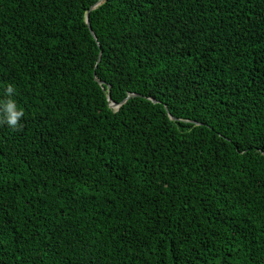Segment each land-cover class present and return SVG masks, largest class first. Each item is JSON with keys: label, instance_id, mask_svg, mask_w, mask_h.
Listing matches in <instances>:
<instances>
[{"label": "trees", "instance_id": "trees-1", "mask_svg": "<svg viewBox=\"0 0 264 264\" xmlns=\"http://www.w3.org/2000/svg\"><path fill=\"white\" fill-rule=\"evenodd\" d=\"M99 1L0 0V264H264V0Z\"/></svg>", "mask_w": 264, "mask_h": 264}, {"label": "clouds", "instance_id": "clouds-1", "mask_svg": "<svg viewBox=\"0 0 264 264\" xmlns=\"http://www.w3.org/2000/svg\"><path fill=\"white\" fill-rule=\"evenodd\" d=\"M0 92V125L7 126L12 130H22L23 121L26 119V111L15 98L18 94L14 83H6Z\"/></svg>", "mask_w": 264, "mask_h": 264}, {"label": "water", "instance_id": "water-1", "mask_svg": "<svg viewBox=\"0 0 264 264\" xmlns=\"http://www.w3.org/2000/svg\"><path fill=\"white\" fill-rule=\"evenodd\" d=\"M102 1H103V0H100L99 3L96 4L95 6H98L100 3H102ZM86 22H87V24H88V26H89L91 32L93 33V31H92V27H91V23H90V18H89L88 15H87V17H86ZM99 61H100V59H99ZM99 82H100V84L103 83V82H101V81H99ZM132 95H134V94H131L130 96H132ZM109 101H111V96H109ZM111 106L114 107V108H119L120 105H119V104H116V103H114V102H112V103H111Z\"/></svg>", "mask_w": 264, "mask_h": 264}]
</instances>
